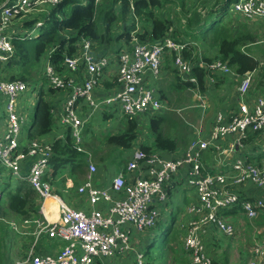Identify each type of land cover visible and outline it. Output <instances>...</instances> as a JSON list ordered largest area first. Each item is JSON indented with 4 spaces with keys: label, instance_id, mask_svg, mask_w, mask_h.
Returning a JSON list of instances; mask_svg holds the SVG:
<instances>
[{
    "label": "built area",
    "instance_id": "obj_1",
    "mask_svg": "<svg viewBox=\"0 0 264 264\" xmlns=\"http://www.w3.org/2000/svg\"><path fill=\"white\" fill-rule=\"evenodd\" d=\"M62 1L6 0L0 6V64L8 63L15 56L13 40L17 36L21 39L32 38L36 36L35 29L43 28V21L38 20L30 28L25 27L27 22L35 20L31 18L32 15L42 13L45 6L55 8ZM104 1L95 0L97 9ZM131 8L133 11V4ZM229 11L234 17L250 24L264 22V0H233ZM202 13L205 15V12ZM181 24H186V20L182 19ZM174 29L172 25L164 39L158 42L141 41L135 33L129 43L124 40L127 48L112 55L99 53L104 48L108 50L100 42L81 39L75 45L74 54L65 56L62 71L51 61L53 49L41 61L38 86L0 79V103L6 109L3 112L6 129L0 135V165L9 176L30 183L39 196L43 216V220L32 219L22 223L23 227L35 224L38 229L28 252L14 264H95L97 259L114 257L120 247L132 249V230L143 233L158 227L161 219L158 203L165 205L168 202L169 184L175 178L174 174L185 168L189 169V173L183 175V180L195 190L197 196L188 208L194 218L182 227L190 264L213 263L206 252L202 233L214 228L222 235H235V226L224 218L222 212L240 206L243 216L255 220L264 211L263 198H248L242 193L246 184L264 191V164H254L241 157L225 164L223 172L214 173L206 170L202 163V153L210 147L219 151L221 140L228 136H238L239 143L246 142L254 134L264 140V89L255 88L254 73L239 76L220 56L210 63H190L184 55L187 45L175 40ZM164 54H169L180 78L195 88L204 109L205 98L199 93L201 89L195 67L206 72L211 84L221 79L240 77L235 108L230 107L225 113L219 112L216 125L209 132L195 130L188 150L180 155L167 158L152 150L136 149L127 161L125 172L113 178L109 189L96 183L98 168L89 155L86 157V178L75 187V192L91 208L71 206L54 189V179L51 177V160L55 156L53 144L28 138L26 147L21 146L25 120L18 113V100L28 93L38 99L41 87L63 93L60 100L64 109L62 126L71 131L77 150L85 152V127L98 112L111 116L108 107L113 104L120 105L126 122L135 120L140 123L144 114L162 113L168 109L157 89L149 82L152 77L160 76ZM199 57L203 58L202 53ZM112 67L117 70H112ZM105 72H110L112 88L105 96L98 97L96 92ZM80 73L82 78L77 80ZM89 132L94 134L91 130ZM106 134L108 132L102 131L101 135ZM234 147L232 145L221 153L229 157ZM23 168L27 170L24 174ZM69 185H72L71 181ZM50 199L57 203V219L54 221L45 212L49 209L46 202ZM99 203H103L101 210L96 209ZM11 225L12 229L19 231L18 225ZM44 234L66 245L56 254L40 255L37 246ZM135 252L137 264H146L145 254L138 250ZM245 264H264V240L252 246Z\"/></svg>",
    "mask_w": 264,
    "mask_h": 264
},
{
    "label": "trees",
    "instance_id": "obj_2",
    "mask_svg": "<svg viewBox=\"0 0 264 264\" xmlns=\"http://www.w3.org/2000/svg\"><path fill=\"white\" fill-rule=\"evenodd\" d=\"M5 1L0 0V6ZM187 1L184 0V3ZM173 2V0H105L101 8L97 9L95 0H63L61 4L53 8L46 16L43 21L44 26L38 36L28 39H21L17 36L13 40L16 54L8 63L0 64V79L7 82L23 81L38 86L39 84L36 81L37 77L39 76L40 79L41 76L42 59L51 50L55 49L51 55V61L56 65L58 70L62 71V62L65 56H72L74 54L75 45L81 39H92L108 47L115 40H126L129 43L132 40L133 34L137 33L141 41L158 42L164 39L171 26L174 25L173 35L175 40L186 44L187 40L184 36L177 38L180 31L178 27L183 26L181 21L177 25L171 18L172 16L167 15L166 11H164L166 5ZM232 2L233 0H226L217 16L208 25H197V27H202L199 30L201 31L199 34L198 31L190 32L188 36H190L191 41L201 40L211 48H218V56L237 75L244 76L248 73H254L255 88L263 90L264 45L256 47L255 51L245 50L251 47V45L259 43V34L253 28L255 26L259 28L261 23L250 24L245 20H239L240 18L234 17L229 11ZM132 4L133 11L131 8ZM185 18L187 27L185 25L186 32L183 33H188V27L193 29V24L192 20H190L191 18L188 19L187 15ZM228 18L230 19V24L226 22ZM35 23L36 20L27 22L25 27L30 28ZM117 30H121V33L116 34ZM190 49H185V57L192 64L199 63V57L194 55L192 48ZM202 60L208 63L213 61V59L205 58ZM170 69L171 67L168 65V70ZM194 71L199 79L200 89L204 92L206 90L205 78L207 74L199 67H195ZM175 72L173 70V73ZM191 86L190 83L181 81L179 75L176 77L175 84L172 85L173 88L181 91L187 90ZM39 90L41 91L28 134L31 140H41L52 131L54 102L57 96L63 94L58 93L54 89L46 90L44 87H41ZM48 95L50 96L48 97ZM2 120L0 118V121ZM171 122L170 117L164 114V112L157 113L151 119L149 128L151 135L155 139L156 147L169 152L174 151L178 145L177 141L165 132L164 126ZM139 125L135 120H128L126 130L123 133L101 137H94L92 135L84 143L83 148L85 152L77 150L72 140L71 131H68L64 139H58L53 143L55 156L51 160V177L55 178L65 168L66 164L69 163L71 165L70 178L78 185L88 168L86 162L88 154L94 155L92 159L99 164L107 159H111L115 152L130 149L138 138ZM88 134L86 131L85 135L87 136ZM256 135L254 134V137ZM141 149L146 152L150 151L149 148L144 146ZM116 164L117 166H121L123 160H118ZM9 179H13L12 176H9ZM1 193V226L5 227V223H2L4 221L23 223L26 220H32L41 216L39 196L29 182L20 180L17 188L14 189L8 184L7 189H3ZM239 208L240 206L231 211H238ZM258 219L263 218L260 217ZM165 238L167 241L168 233H165ZM1 244L0 239V264H7L6 258L2 253ZM95 264H101L100 260L95 262Z\"/></svg>",
    "mask_w": 264,
    "mask_h": 264
},
{
    "label": "crops",
    "instance_id": "obj_3",
    "mask_svg": "<svg viewBox=\"0 0 264 264\" xmlns=\"http://www.w3.org/2000/svg\"><path fill=\"white\" fill-rule=\"evenodd\" d=\"M217 13H215L213 15V17L217 16ZM204 17H206V15H204ZM239 20H242V19H239ZM180 31L182 32V29H180ZM184 38L187 40L185 35H184ZM200 44H201V46H200ZM186 45H187L188 50H191L190 48H192L194 50V55H197L199 57V54L202 53V55H203L202 59H204V58L205 59H212V57H213V61H214V59L219 54L218 48H216V47L211 48L210 46H208L205 42H202L201 40L189 41V42L186 41ZM200 50H201V52H200ZM99 53L100 54H107L106 48H105V50H100ZM184 55H185V53H184ZM199 59H200V62L203 61L200 57H199ZM189 62L192 63L190 60H189ZM205 63H208V62H205ZM168 65L171 67L172 70H174L171 57L169 56V54H164V57L162 60V71H161L160 76L158 78L152 77L156 81V87L155 88L159 92L160 98L163 102H165L164 100L166 99L165 94L163 93V89L165 86L164 83L168 79V72H169ZM83 75H84V73H83ZM109 76H110V72H105L104 75L102 76V78L100 80V84H101L100 88L96 92V95L98 97L105 96L106 94H108V91L112 88L111 87L112 85L110 82L111 77H109ZM78 78L79 79L82 78L81 73H80V75L77 76L76 79L79 80ZM181 81H184V80L181 78ZM205 81H206V84H205L206 90L204 92L203 91L199 92L205 98V101H204V104H206L205 109H207V107H208L207 101L209 100V97L211 99H212V97L216 98V104H217L216 113L214 114V112H215L214 111L213 114L211 115V118H209L208 121L206 122L205 129H207V127H208V130H204L202 128V126H200V125H192L191 126L192 131L189 132L187 136H182V138H180L179 136H173L172 135V137H171L170 134L166 132V126H167V124H166V126H164L165 132L167 133V135H169L172 139L176 140L178 143L177 148L174 151L169 152L166 150L158 149L156 147L155 139L150 133V129H147V130L144 129L143 130V126L139 125L140 126L139 130L141 131V135L143 137H145V138L147 137V138L143 139L144 144H141L139 142V139L137 138V140L133 143V145L136 143L140 144V148L142 146H144V147L149 148L153 152H154L153 149L161 150L164 152V156H166L167 158H171L174 155H180V154H182L188 150L190 141H191L192 137L194 136L195 130L199 129L204 133V132H209L212 128H214L216 125V115L219 112L225 113L230 108L229 104L234 102V95L235 94L237 95V91H238L239 85L241 83V79L238 76L234 77L232 79H230V78H227L224 80L221 79L215 84H211L207 78H205ZM169 85L172 86L173 83H170ZM178 91H180V92L189 91L190 94L193 96L194 101H196V102L199 101L197 91L192 86L190 88H188L187 90H184V91L178 90ZM163 95H164V97H163ZM59 96H58L57 100L54 102L55 109H54V113H53L54 119H53L52 131L48 135L44 136L41 139V141H44V142L50 143V144H53L58 139H64L66 136V133L64 134V132H63V128H65V127L62 126V122H61L62 116L64 113L63 106L60 103V100L62 97L59 98ZM227 99H229V100L227 101ZM199 107L203 108L201 106V103H200ZM165 113H166V111H164V114ZM156 114H154V113L144 114V115L149 116V128H150L151 119ZM166 115H169V114H166ZM213 115H215V116L213 117ZM98 116H101V117L103 116L102 118L107 119V120H109L111 117L107 114H101L99 112L96 113L94 115L93 119L91 120V122H89L88 125L86 126V127H89L88 130H86V127L84 129L85 142L87 141L88 137L91 136V134L86 136L85 135L86 131H87V133H89L91 128H95L94 122L98 121V119H99ZM1 118L3 120L5 119L3 115ZM3 120L0 121V135H2L6 129L5 125L3 124ZM30 127L27 129L26 132H24V139L22 141L21 146L26 147V145H27V139L29 138L28 134H29ZM65 129H67V128H65ZM118 130L120 133H123L124 130H126V124H125L124 128H123V126L119 125ZM68 131L69 130L67 129L66 132H68ZM116 131L117 130L112 131V132H114L113 135L117 134ZM97 132H98V128L95 129L94 134H92V135L94 137H97V136L101 137L102 132H98V134H97ZM104 132L107 133L108 131L106 129H104ZM137 134L139 135V133H137ZM108 135H112V134L108 133L104 136H108ZM253 137H254V135H250V138L246 142L244 141V142L239 143V137L238 136H228V137L221 140L220 146H219L220 147L219 151L214 149V147L208 148L205 152L202 153V163L204 164L206 170L214 172V173L215 172H223L225 169V164L233 162L236 158H241V157L244 158V156H246L248 161H250L251 163L264 164V140L260 136L257 137V135L254 138ZM147 141H148V144H146ZM225 143H226V145H224ZM232 145L235 147L233 149V153L231 154V156L227 157V155H224L223 153H221L222 151L229 150ZM126 151L127 150H125L123 152L125 153ZM118 153H119V151H118ZM123 157L125 159H124L123 164L121 166L116 167V165H117L116 160L112 161V163H114V164H109L108 166L105 167V169L103 168L102 165L97 166L98 173L96 175L95 181L99 186H101L104 189H109L111 182L114 178L113 177L111 179V174L117 169L120 170L119 174L125 172L127 161H128V159H130L131 155H127V156H123ZM3 170H4L3 173L0 175L1 179L4 177H7V175H8L7 170H5L4 168H3ZM26 172H27L26 168H23L22 173L24 174ZM51 173H52V169H51ZM187 173H189V169L185 168V169L178 171L176 174H174L175 178L169 184L170 187H169L168 202L171 201V207L169 208L168 203H166L161 209V219H160V223L156 229L161 227L163 214H168L170 216V219H171V223H170L169 227H167V230L164 231V234L168 233V240L166 243L167 247L166 248L164 247V250L159 254L152 252L153 251L152 248L155 246V241H156V239H155L153 242L152 237L153 236L157 237L159 231L153 230L150 233H148V232L140 233L137 230L133 229L132 235L130 238V246L132 247L133 250L132 249H126L124 247H120L116 251V254L114 257L99 259L101 264H125V263L137 264V260H136L137 256H136L135 250L141 251L145 254L146 264H190V261H191L190 256L186 252V249L184 247V237H185V234L183 236L184 231H183V233L181 232V238H180L181 242L180 243L178 241V237L180 236V232H179L180 229L183 230L182 227L184 225L189 224L193 220L194 217L191 214H189L188 209L186 211H181L176 206H174L173 205V199H172L173 197L175 198V200L181 199V200H183V203L185 205H189V206L193 202L196 201V197H197L196 192H195V195L194 194L188 195L185 192L183 194H179L180 190L178 187L182 182H185L183 180V175H185ZM86 175H87V173H85V175L82 177V179L79 183H82L85 180ZM57 176L59 179L60 178L59 174ZM70 177H71L70 174L67 173L66 179H64L65 181H63V183H60L57 185V192L58 193L60 191L66 192V194H68L71 197L70 201L75 206H77L79 208H83V209L87 208L86 200L83 197H79L76 194L75 187L77 185L74 183L73 179H71ZM16 179H17L16 177H14L13 179H10L7 182V185L10 184L12 189L17 188L19 180H17V182H16ZM53 179H54L53 183H54V187H55L56 186L55 182L58 181V179L57 180L55 178H53ZM110 179H111V181H110ZM69 181L72 182V185H69ZM107 181L110 183L108 185L103 186L104 183ZM58 186L60 187V189ZM70 186H72V187H70ZM242 193L245 196H247L248 198L260 197V198L264 199V191L255 189L253 187V185H251V184H246L242 188ZM189 206H187V207L189 208ZM222 214H223L224 218L226 220H228L229 222H231L236 228V232H235L234 236L228 237V236L223 235L224 238L229 239L232 242L237 241V246H235V244H233V243L231 246H228V248H229V250H231V252H225V250H224V264H245L251 255L252 246L256 242L264 240V236H263L264 229L261 231L260 230L257 231L258 229H255V234H250L251 237H252V235H254V236L251 238L252 243L249 242L251 244H250V246H248L246 248L244 244L239 243V240H240L239 237L241 236V233L244 231V229H242V225H243V222H245V221L251 222L254 220L247 219L245 216H243L241 214L240 210L231 211V212L224 211V212H222ZM260 217H262L264 219V211L260 214V216L258 218H260ZM34 219L43 220V216L41 215L40 217L34 218ZM257 219H255V220H257ZM254 223H255V221H254ZM178 225H180V226L178 227ZM32 226H33L34 230H33V232H30L28 229ZM22 228H23V231L20 232V234L22 237H25L24 238V240H25L24 245L26 246V248L24 250V253H22L21 256L18 257L17 259L21 258L22 256H24L28 252L29 248L32 245L31 242L34 239L33 238L34 234L37 232V229H38L35 224L28 226V227H22ZM176 228L179 231L176 230ZM219 236L222 237L221 233L218 232L217 230H215L214 228L209 229L208 232L202 233L203 243L205 244V242H206V244H207L206 252L212 258H213V256L210 254V248H208V247L210 245H212L214 243L213 240H215L216 237H219ZM61 243H62L61 240H51L47 237V235L44 234L41 236L39 244L37 246L38 254H40V255L56 254L61 249ZM234 247H238V248L235 249ZM2 253L5 255L6 261L8 262L7 264H11L12 260L10 259L9 254H6L3 251V249H2ZM173 255L176 256L175 261H173L170 258V256H173ZM99 260H97L96 262H98Z\"/></svg>",
    "mask_w": 264,
    "mask_h": 264
},
{
    "label": "rangeland",
    "instance_id": "obj_4",
    "mask_svg": "<svg viewBox=\"0 0 264 264\" xmlns=\"http://www.w3.org/2000/svg\"><path fill=\"white\" fill-rule=\"evenodd\" d=\"M174 2L172 4L168 3L166 5V7L164 8V11H166V14L169 16H172L171 18L177 23H179V21H181L182 19H185V16H188V19L192 20V24H193V29H190V27H188V33H183L186 32L185 31V25L187 27V21L186 24H184L181 28L178 27V30L182 29V32L179 31L177 38H182V36L185 35V37L187 38V42L191 41L190 36H188V34H190V32H197L198 30H200L202 27H197V25L201 24L202 26H204L205 24L208 25L213 18V15L217 12H219V10H221V6L224 4V2L226 0H186L187 2L184 3V0H173ZM53 8L51 6H45L44 11L42 13L39 14H33L31 18L38 20V21H44L46 16L49 14V12L52 10ZM217 11V12H216ZM205 12L206 17H204L203 13ZM180 17V18H179ZM32 20V19H31ZM227 23L230 22V19L228 18L226 20ZM230 24V23H229ZM28 29V28H27ZM259 35H258V44L257 45H251V47L246 48L245 50H252L255 51L256 47H259L260 45H264V24H260V27L257 28V26H255L253 28ZM201 31H198V34ZM41 33L40 29H35L34 30V35L38 36ZM121 33V30H117L116 34ZM194 34V33H191ZM196 33V35H198ZM64 35V34H63ZM66 35V33H65ZM201 46V44H200ZM128 47V44L124 41V40H115L113 41L109 46H108V52L107 55H112L113 53H116V51L118 50H123L125 48ZM201 52V50H200ZM213 59V57H212ZM112 70H117L116 67H112ZM176 76H178V74L175 72L173 73V70L170 69L168 72V79L166 80V82L164 83V89H163V93L165 94V104L168 107V109L166 110L165 114H169L168 116H170V119L172 120L171 123H168L166 126V132L170 134V136H179L180 138H182V136H187L189 132L192 131V125H200L202 126V128L204 130H208L205 129L206 126V122L208 121L209 118H211V115L216 113L217 109H216V98L212 99L209 97V100L207 101V109L201 108L199 107L200 103L199 101H194L193 96L190 94L189 91L186 92H180L177 89L173 88L171 85H169L170 83L175 84L176 82ZM40 79L39 76L37 77V81L38 84L40 83ZM35 82V83H36ZM150 85L153 87H156V81L151 78L150 81ZM146 86H148V84H146ZM50 95H48L49 97ZM61 96H59L60 98ZM164 97V95H163ZM58 98V96H57ZM56 98V100H57ZM164 99V98H163ZM230 99V98H229ZM227 99V101L229 100ZM51 100V97H50ZM55 100V98H54ZM55 100V101H56ZM37 98H34L33 95L31 93H28L26 96H24L22 99L20 98L18 100V113L22 114V117L25 120V123L23 125V132H26L27 129L31 126L32 121H33V117H34V113H35V108L37 105ZM236 102H237V96L236 94L234 95V102L229 104V107H234L236 106ZM228 107V108H229ZM108 109H110V114L111 117L109 120L107 119H103L101 116H98L99 119L98 121L94 122V127L95 128H91V132L94 133L95 129L98 128V132H102L104 131V129H106L108 131V133L113 135L112 130H117V134H120L119 130H118V126H123V128L125 127L126 124V119L125 117L122 115L121 112V107L119 104H113L112 106L108 107ZM5 106L1 107V103H0V115L4 112ZM1 115V117H2ZM215 115H213L214 117ZM26 122H27V126H26ZM140 125L143 126V130H147L149 129V116L144 115L141 116V119L139 120ZM92 127V126H91ZM89 127H86V130H88ZM67 129L63 128V132L64 134L66 132ZM97 132V134H98ZM138 139L139 142L141 144H144L143 139H146L145 137H143L141 135V131L138 130ZM89 134H91L89 132ZM88 134V135H89ZM92 136V134H91ZM91 136H89L88 138H91ZM66 137V136H65ZM146 144H148V141L146 142ZM226 145V143L224 144ZM140 148V144H134L130 149H128L125 153L120 150L119 153L115 152L112 156L111 159H107L105 160L103 163H97L95 160L94 163L98 166L102 165L103 168L105 169L106 166H108L109 164H114L112 163V161H118V160H123L124 161V157L123 156H127V155H131L136 149ZM154 152L161 154L164 156V152L158 149H153ZM124 153V154H123ZM93 154V153H92ZM90 154L87 155V157H89ZM92 156V155H91ZM94 156V155H93ZM92 156V158H93ZM244 158H247L246 156H244ZM117 167V165H116ZM3 168L0 165V175L3 173ZM120 170L117 169L115 170L112 174H111V179L115 176H117L119 174ZM67 173L71 174V165L69 163L66 164L65 168L63 170L60 171L59 173V179L58 181L55 182V187L54 189L57 191V185L60 183H63V180L66 179V175ZM87 173V171H86ZM110 179V181H111ZM9 175L7 177L4 178H0V191H2L3 189L6 190L7 189V182L9 181ZM17 182V180H16ZM19 182V181H18ZM110 182H105L103 186L108 185ZM59 187V186H58ZM179 190L180 193L179 194H183L184 192L188 195L190 194H194L195 195V190L193 188H191L187 182H182L179 185ZM60 189V187H59ZM59 196L66 201L68 204H70L71 206H75L70 200L71 197L66 194V192H59ZM173 205L176 206L179 210L181 211H186L188 209L187 206L189 205H185L183 203V200L178 199L175 200V198L173 197ZM168 203V207H171V201L167 202ZM102 205L103 203H99L96 206V209L101 210L102 209ZM164 206V203H158V207L160 209H162V207ZM87 207L90 209L91 207L89 205H87ZM50 208L47 210V212L49 213ZM255 221V223H254ZM254 221H245L243 222L242 225V229H244V231L241 233V236L239 237V243L240 244H244L245 247L247 248L248 246H250L251 242V238L254 236L250 234H255V229H258L257 231H261L264 229V219H259V220H254ZM2 223H5V227L0 225V239L2 242V249L6 254H9L10 259L12 260L11 264H14L16 259L18 257L21 256L22 253H24V250L26 248L25 244V237H22L20 232L23 231V226L22 223H18V221H12V222H8V221H4ZM11 223H15L16 225H18L19 227V231H16L14 229L11 228ZM171 223V219L170 216L168 214H163V219L161 222V227L158 229H155V231H159L158 232V236H153L152 240L154 242L155 241V246L152 248L154 253H161L164 250V247H167V241L165 238V234L164 231L167 230V227H169ZM254 223V224H253ZM180 225H178L179 227ZM177 227V228H178ZM176 228V230H178ZM30 232H33L34 228L33 226L30 227L28 229ZM179 231V230H178ZM151 231H149L148 233H150ZM180 236L178 237V241L179 243L181 242V232L183 233V230L180 229ZM222 235V234H221ZM184 236V233H183ZM264 236V234H263ZM263 238V237H262ZM261 238V239H262ZM231 239V238H230ZM213 244L210 245L208 248H210V254L213 256L212 259V264H224V250L225 252H231V250H229L228 246H231L232 243L235 244V246H237V241L232 242L229 239L224 238V236L222 235V237H216L215 240H213ZM251 242V243H249ZM33 243V240L32 242ZM66 245V243H61V247H64ZM206 246L207 249V244L205 242L204 244ZM235 249H237L238 247H234ZM28 249V248H27ZM26 249V250H27ZM47 255V254H46ZM5 256V255H4ZM170 258L175 261L176 256H170ZM7 262V261H6ZM8 263V262H7ZM125 264H129V263H125Z\"/></svg>",
    "mask_w": 264,
    "mask_h": 264
},
{
    "label": "bare ground",
    "instance_id": "obj_5",
    "mask_svg": "<svg viewBox=\"0 0 264 264\" xmlns=\"http://www.w3.org/2000/svg\"><path fill=\"white\" fill-rule=\"evenodd\" d=\"M48 206V208H50L49 213L47 212V210L45 211L47 216L50 218V220L54 221L57 219V203L50 199L46 202V207Z\"/></svg>",
    "mask_w": 264,
    "mask_h": 264
}]
</instances>
